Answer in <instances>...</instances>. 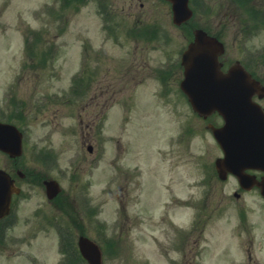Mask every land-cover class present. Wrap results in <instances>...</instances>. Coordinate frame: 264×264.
Listing matches in <instances>:
<instances>
[{"label":"rangeland","instance_id":"374dc122","mask_svg":"<svg viewBox=\"0 0 264 264\" xmlns=\"http://www.w3.org/2000/svg\"><path fill=\"white\" fill-rule=\"evenodd\" d=\"M65 1L67 4L62 7L61 0H0V103L6 90L14 87L20 94L18 99L24 100L29 107L28 111H18L17 118L10 122L25 131L24 163L13 161L0 152V169L10 174L23 191L22 195L15 197L17 206L14 218L8 221L10 227L0 231V264H58L62 256L58 253L57 244L67 239V242L72 241L76 245V235L80 234L73 227L72 221L75 224L79 221L75 218L74 209L66 207L69 205L65 203L67 198H70L71 206L78 205L80 197L87 200L88 212L83 213L81 210L82 223L86 226L83 233L93 239L96 238L94 232L100 233L97 240L104 245V264H170L171 259L179 262L182 257L188 259V249L194 245V240L200 245L212 243L214 247H218L220 242L231 241L228 239L229 230L223 225L227 223L226 212L221 211L232 207L231 212L233 209L232 201L224 204L226 196L233 191L232 183L214 181L204 186L208 188L202 184L206 173L203 170L205 165L202 169L201 166L208 156L216 155L206 127L208 123L218 125L219 120L212 117L204 121L193 115L181 96L175 100L170 98L174 101L169 98L159 101L155 98L156 94L159 96L155 67H162L166 56L170 60L176 57L177 46H174L177 41L174 38H178V33L171 23L170 8L159 0ZM201 1L203 12L202 15H196L194 23L203 28L208 27L212 32L222 30L227 53L224 60L232 61L231 58H240L248 53L253 64L259 63L257 69L264 78V61H258L257 57L264 50V20L255 17L251 23L247 16L249 9H262L264 0H251V4L249 0ZM46 5L56 7L58 12L62 11L61 22L46 17ZM196 7L199 12L197 4ZM153 22L167 28L174 38L165 44L159 38H141V44L135 45L133 37L126 33L127 29ZM105 24L108 25L107 29L103 28ZM244 24L253 28L240 44V28ZM33 29L45 30V37L36 44L33 56L32 53L25 55L24 36ZM47 43L57 47V51L48 58L41 55ZM84 56L88 59L83 85L87 88L91 85L90 91L83 92V97L71 102L74 104L82 98L79 100L82 107L69 108L58 99V102H52L60 106L58 109L47 106L35 117L30 106L36 101H41L45 95L50 98L55 93L68 95L71 79L83 66ZM36 62H43L44 65L29 68L21 78L20 70L24 64ZM138 62H144L148 71L139 78V85L131 86L128 79L134 74L125 76L124 67ZM95 68H98V72L94 71ZM20 79L23 80L20 84H14ZM98 85L105 86L102 90L107 93L96 103L93 98ZM93 103L102 106L96 107L101 120L98 123L100 130L95 132L91 128L89 135H84L83 126L80 129L75 118L78 114L83 120L93 117V106L90 114L83 112ZM121 105L137 108L124 128H121L119 119V113L125 115L119 108ZM104 107L105 112L102 113ZM54 110H57L56 114L51 112ZM141 111L143 115L139 118L138 112ZM0 116L4 118L2 114ZM133 117L135 122L140 120L145 125L142 128L136 127V124L127 127ZM71 128L77 133L76 137L67 132ZM186 129L193 133L185 134V141L176 144L175 138ZM102 137L105 140L113 137L115 142L120 141L125 148L123 153L118 150L115 152L112 151L116 148L114 142L107 144L108 150L100 157L102 161L94 162L91 168V155L87 150L93 149L94 142ZM47 144H52L54 151L50 157L51 165L44 167L40 163L44 159L40 156L38 162L29 161L30 152L42 151ZM76 151L83 154L79 162L80 172H75L78 165L74 163L70 166L68 162ZM121 165L122 169L118 170L117 167ZM16 167L19 170H15ZM63 168L67 170L66 174H63ZM87 169L91 172L87 173ZM112 174H115L113 178ZM105 176L111 180L110 195H107ZM49 177H56L61 182L63 192L57 204L50 203L44 192L42 181ZM91 201L94 204L90 205ZM172 201L177 204V208L172 209L173 203L168 204ZM201 201L205 202L204 206L206 204L208 209L198 213L196 206ZM246 202L250 204V198H246ZM221 203L223 208L219 210ZM96 204L99 212L92 216L89 208ZM65 211H69V215L64 214ZM210 216L212 218L208 220ZM192 217L200 230L183 240L186 244L182 250L184 255L181 252L175 255L171 249L177 239L169 230L172 227L171 220L179 223L178 219H183L182 224L175 227L179 230L185 229L184 226L190 223ZM230 222L235 223L234 213H231ZM64 224L69 230L64 229ZM67 242L65 247L68 248ZM159 244L165 246L159 247ZM166 250L170 252L165 258L157 254V251L165 254ZM233 251L234 258H237L235 247ZM212 261L215 262V257ZM180 264L187 263L183 261Z\"/></svg>","mask_w":264,"mask_h":264},{"label":"flooded vegetation","instance_id":"af4514ba","mask_svg":"<svg viewBox=\"0 0 264 264\" xmlns=\"http://www.w3.org/2000/svg\"><path fill=\"white\" fill-rule=\"evenodd\" d=\"M198 6L203 5L201 0H194ZM201 3H200V2ZM254 10V9H253ZM255 12H257V17L261 18L262 20H264V7H260V9L255 10ZM222 25V24H221ZM195 24L192 22H188L186 23L184 26H182L181 30L178 32V40L179 41H188L190 43V36H193V32L195 30ZM242 33V32H241ZM240 33V35H241ZM218 36H221L222 33H218ZM180 45V44H179ZM172 67H177V68H173L170 69V74L166 77V86L171 88L176 84L177 78H178V74L180 75V69L178 67L177 64H172ZM246 67H259L258 65H254V64H249L246 65ZM262 67V66H260ZM255 71V69H253ZM258 70V69H257ZM143 72V67H138V69H133L132 71H128L125 76H127L128 74L132 73L134 74L133 77H131L132 79L136 78V77H140L141 74ZM256 76L259 77V75L255 72ZM130 78V79H131ZM129 79V80H130ZM264 83V80H262ZM107 93V91H103V93H100V95H96L95 96V100L96 103L97 101H100L103 99V95ZM169 97V96H168ZM133 102H131L132 104ZM259 103L261 104V106L264 109V97L259 101ZM99 105V104H98ZM97 104L94 105L91 104V108L92 106L94 107L95 113L93 115V117H91V119H93V122L91 123V128L93 131L97 132L98 129V120L100 119V115H99V110H96V107H102V106H98ZM131 106V105H130ZM80 108L82 107L81 105L79 106ZM109 109V107H108ZM105 107L102 111V113H104L105 111ZM131 108L129 107V114H131ZM90 128V130H91ZM94 132V133H95ZM35 151V150H34ZM29 153V156L33 155V152ZM53 153L49 152L48 150H42L38 153V156L43 157L44 160H41L40 163H42V165L44 167H47V164L52 163L50 157ZM81 159L77 161L76 165H78L79 167H77V171L75 172H80L81 171V166L79 164V162L82 160V156L83 154L80 155ZM84 158V157H83ZM37 160V159H36ZM36 160H32V162H36ZM16 162H18L17 160H14ZM94 162L98 161V153H96L94 155ZM38 162V160H37ZM94 164V163H93ZM91 165V162L89 164V166ZM114 168V167H113ZM15 170L18 169V167L14 168ZM115 169V168H114ZM88 170V169H87ZM63 174H66L67 170L63 169ZM39 172V171H38ZM11 173V172H10ZM208 173L210 174V171L208 170ZM244 178L240 179V178H235L233 180V191L230 193V195H233L236 198V202L239 206L237 212H236V218H235V223L233 224H226V227L231 228L232 231L234 232V236L236 238V240L233 243H228L226 245H222V246H211L208 242L205 245H200L198 241L194 240V245L192 248V255L189 256L188 259L185 260V263L187 264H200L201 258L203 256L204 257V262L206 264H264V197H262V195H264V184H263V178H264V172L260 171V170H252V171H247L246 174H243ZM50 179L46 178L43 179L42 182H44L45 180ZM229 181V179L224 182L227 183ZM45 192V190H44ZM61 195V194H60ZM59 195V196H60ZM54 198L53 200L49 201L50 203H54L57 204V199L58 197ZM69 196V195H68ZM230 198V196H226V199ZM246 198H250L251 203L249 204L248 202H246ZM70 201V198H67L66 202L69 205H66V207L68 209L71 210V208L74 209L75 213H76V220H78L79 222L77 224H75L74 221H72L73 227L75 228V231L80 232V234L76 235L77 241H76V245H74L71 242H67V239L65 240V242H67V247L63 248V252H62V258H63V263L64 264H85L84 259L82 258V256L80 255L81 253L79 252L80 250L79 247L77 246L78 243V239L80 237L86 236V233H83L86 229V226L82 223V219H83V214L87 213V208H86V203L87 200H85L83 197H80V199L78 200L79 203L78 205L75 206H71L70 204H72ZM64 204V203H63ZM91 204H94L90 203ZM89 205V204H88ZM60 208V207H58ZM91 210V215H96V213L99 212V207L96 204V206L94 207H90L89 208ZM82 210V212H81ZM41 210H39L38 213H40ZM69 211H65L64 214L69 215ZM211 218L208 217V219ZM227 221H229L230 219L227 217L226 218ZM68 223V222H67ZM70 226V224H69ZM64 229L65 230H69V227L64 224ZM79 227H83L82 229H78ZM3 228V223L0 222V231H2ZM200 230V229H199ZM198 226L195 225L194 223L189 224V228H188V233L182 238L179 239L176 243V250H179L182 245L184 244V241L186 238H190L193 235H196V233H198ZM101 232V229H100ZM96 238H90L91 240H93L94 242L100 238L99 234L100 233H96ZM198 235V234H197ZM65 239V238H64ZM96 239V240H95ZM97 242V241H96ZM186 245V244H185ZM103 247V246H102ZM234 247L236 249V252H238V257L234 258ZM219 248H222V250H220ZM231 248L230 251H228L227 249ZM233 249V250H232ZM194 251V253H193ZM220 251V252H219ZM72 252H74V254H72ZM87 255H92V253L89 250L84 251ZM212 252H215L216 254L213 256H207L205 254H211ZM229 252L231 254H229ZM215 257V262L212 261V258Z\"/></svg>","mask_w":264,"mask_h":264},{"label":"water","instance_id":"95a60500","mask_svg":"<svg viewBox=\"0 0 264 264\" xmlns=\"http://www.w3.org/2000/svg\"><path fill=\"white\" fill-rule=\"evenodd\" d=\"M170 1L173 3L174 17L190 15L186 6L187 0ZM196 41L185 56V82L188 88L185 91L195 106L194 108L201 114L217 109L224 117L226 116L225 128L214 131V136L222 146L227 159L228 154L236 155L233 152V145L230 146L231 134L238 129L249 131L254 126L249 124L247 119L240 120L233 112L225 110L223 101L231 97L233 102L230 106H235L237 102L234 101V93L239 87V90L243 89V100L251 104L250 99L257 90V85L252 83L239 67H233L226 76L220 74L216 54L222 52V46L213 39L205 38V35L201 33L197 34ZM225 82H229L230 85H226ZM207 92H210V101L205 99L208 96ZM225 97L227 98L222 101ZM219 103H221L220 106Z\"/></svg>","mask_w":264,"mask_h":264}]
</instances>
